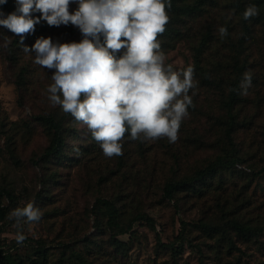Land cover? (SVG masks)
Instances as JSON below:
<instances>
[{
	"label": "rangeland",
	"instance_id": "rangeland-1",
	"mask_svg": "<svg viewBox=\"0 0 264 264\" xmlns=\"http://www.w3.org/2000/svg\"><path fill=\"white\" fill-rule=\"evenodd\" d=\"M200 1L195 12L174 14L176 33L159 40L166 64L177 71L194 68L192 106L177 141L132 140L126 133L123 154L111 158L86 125L51 104L52 71L33 62L34 52L23 51L40 37L79 42L80 30L41 20L21 45L0 26V203L10 210L0 222L5 257L25 264H32L31 258L43 264H264V5L239 47L240 8L253 0L185 3ZM77 6L70 4V12ZM17 7V0H9L0 18L19 15ZM237 53L241 80L249 72L252 85L247 95L240 88L233 111L237 124L229 137L227 101L238 77ZM38 116L61 123V156L44 155L54 129ZM211 164L217 167L212 176L190 179ZM168 184H180L172 198L165 194ZM29 202L42 217L21 221L26 239L18 244L10 213ZM104 202L114 206L111 219ZM233 221L250 225L256 234L242 237Z\"/></svg>",
	"mask_w": 264,
	"mask_h": 264
},
{
	"label": "clouds",
	"instance_id": "clouds-1",
	"mask_svg": "<svg viewBox=\"0 0 264 264\" xmlns=\"http://www.w3.org/2000/svg\"><path fill=\"white\" fill-rule=\"evenodd\" d=\"M72 3L78 6L70 12ZM17 5L19 15L0 18V26L18 36L21 45L41 20L49 26L71 24L80 30L79 42L40 37L30 48L23 46V51L34 52L33 62L52 71L53 83L47 88L51 104L86 125L106 157L123 154L121 141L126 133L132 140L177 141L181 122L192 106L189 92L196 83L192 66L174 70L161 51L158 36L169 23L166 9L171 0H17ZM33 12L40 15L33 17ZM258 15V7L251 4L243 18ZM219 32L222 37L228 34L224 27ZM251 85L252 76L246 72L241 95H247ZM41 217L33 202L12 210L18 244L26 239L19 231L21 221L33 223Z\"/></svg>",
	"mask_w": 264,
	"mask_h": 264
},
{
	"label": "trees",
	"instance_id": "trees-1",
	"mask_svg": "<svg viewBox=\"0 0 264 264\" xmlns=\"http://www.w3.org/2000/svg\"><path fill=\"white\" fill-rule=\"evenodd\" d=\"M8 1L5 4H0V13L3 14V16H6L7 14V10H8ZM183 2V3H180ZM186 0H171V7L166 9L168 12V15L170 17L169 19V23L166 25V30L162 35L158 36V40L160 39H165V38H171L172 34H175L177 29L174 26V21L172 20L173 15H179V14H186V13H192L195 12L196 10L199 9V7L203 4L201 1L200 2H195L194 4H189V3H185ZM252 4H255L257 7H260L261 5H264V0H253ZM245 7L240 8V13L242 15V26H243V36L239 38L238 40V46L241 47L244 45V43L248 40V38L250 37L251 31H252V22L254 21L253 18L249 19V20H245L243 18V13L245 11ZM237 69H238V77L237 79L232 82L230 84V95H229V99L227 101V107H228V115L230 118L228 127L226 128V134L227 136L231 137L232 136V132L235 130L237 121H236V117L233 113L234 108L236 107V105L239 103V99H240V85H239V81L241 80V67H240V63H239V54L237 53ZM200 66L198 65L197 68H199ZM201 68V67H200ZM203 70V69H202ZM206 73V72H204ZM206 77H208L207 73L205 74ZM38 120L44 121L46 122L47 125H49L51 128L54 129V136L52 139L51 144L49 145V147H47L45 149L44 155L47 157L50 156H61L62 155V148H63V137H62V125L61 123L54 117V116H38L37 117ZM236 163V162H233ZM237 166H239L238 163H236ZM217 167L214 166L213 164L209 165L207 168L205 169H200L195 175H193L192 178L193 181H200V180H205L206 178H208L209 176H212L214 174V172L216 171ZM264 170V169H263ZM186 183V182H185ZM178 184V183H177ZM180 186L179 185H173V184H168L165 188V194L169 197L172 198L175 189ZM183 186H185V184L183 183ZM9 199H7V201H9L12 205L15 204L16 201H13L11 195L9 194ZM6 202V201H5ZM104 204L107 207V210L110 213V219L112 217H114V213H115V209L114 206L111 202H104ZM9 205H4L3 203H0V222L4 221L6 222V220L8 219V215L10 210L8 209ZM231 226L234 230H236L239 234H241L242 237L250 239L252 236H254L256 234V230L255 228L251 227L250 225L247 224H243L240 222H235L233 221L231 223ZM204 228L211 230V226L209 224H204L203 225ZM127 232V231H124ZM128 233V232H127ZM118 242V246H123L125 243L123 242ZM165 246H169V245H165ZM177 250V249H176ZM3 251H0V262H5L8 259V263L9 264H25V262L23 260L17 261V260H12L9 257H5V255L3 254ZM32 260V264H43L40 259H34L31 258Z\"/></svg>",
	"mask_w": 264,
	"mask_h": 264
}]
</instances>
